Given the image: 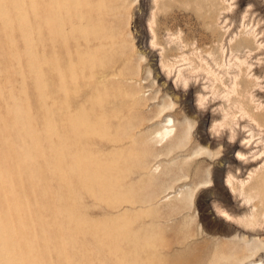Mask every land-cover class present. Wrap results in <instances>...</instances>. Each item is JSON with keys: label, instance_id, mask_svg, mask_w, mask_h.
<instances>
[{"label": "rangeland", "instance_id": "1", "mask_svg": "<svg viewBox=\"0 0 264 264\" xmlns=\"http://www.w3.org/2000/svg\"><path fill=\"white\" fill-rule=\"evenodd\" d=\"M75 1L48 31L43 0H0L11 253L28 240L24 264H264V116L239 110L264 115V0ZM241 36L250 81L227 94Z\"/></svg>", "mask_w": 264, "mask_h": 264}, {"label": "bare ground", "instance_id": "2", "mask_svg": "<svg viewBox=\"0 0 264 264\" xmlns=\"http://www.w3.org/2000/svg\"><path fill=\"white\" fill-rule=\"evenodd\" d=\"M71 1H74V2H76L75 0H69V1H67V0H43V8H42V11H43V14H42V16H41V21H42V23L46 26V28H47V30L48 31H51V29L53 30L55 27H57L58 28V8L59 7H67V3H70ZM25 2V1H24ZM5 6L4 5H2V4H0V23L2 24V26L3 27H5V26H7L8 25V21H9V17H8V15H7V11H6V8H4ZM215 7V6H214ZM219 7V6H218ZM225 9H227V8H225ZM252 12L253 11H251V12H249L250 14H252ZM246 14H247V10L242 14V16H241V21H242V25L244 26V18L246 17ZM246 19V18H245ZM248 22H249V20H248ZM248 22L246 23V25L248 24ZM257 24H258V22H257ZM228 31V30H227ZM226 31V32H227ZM260 31H262L261 29H260ZM259 31V32H260ZM225 32V33H226ZM261 33V32H260ZM210 35V34H209ZM255 36L256 35H254V32H253V38H255ZM232 40V38H230V40L229 41H231ZM220 41V40H219ZM252 41H254V39L252 40ZM252 44H251V40H250V38L248 37V36H241L239 39H237V40H235V42H233V44H230V57L232 58V59H234V62L232 63V62H230V61H228V65L229 64H231L232 66H229V67H227V70H226V73H231V72H229L230 70L233 72V74L231 75V78H230V85L229 86H227V89H228V92H227V94H229L231 91L232 92H234L235 91V89H236V87H238L239 85H241V87L243 88V89H247L248 88V82L250 81V80H248V79H246V78H240L239 80H238V73H236V70H235V68H237V71L238 72H244V71H246L247 69L249 70L250 69V67L252 66V64H248V66H247V68H242L241 67V65L243 64V63H245L246 61H247V57L248 56H250L251 54V50L253 49L252 47H250ZM240 46H244V47H248L249 48V50H247V52H249V53H244V55H245V57L244 58H241V57H239L238 55H236V54H234L233 53V51L235 50V49H237V48H239ZM255 47V46H254ZM197 48V47H196ZM195 48V49H196ZM250 48H252V49H250ZM192 50V49H191ZM197 50V49H196ZM194 51V50H193ZM207 54V53H206ZM209 55H210V53H208ZM182 55V54H181ZM181 55H179V56H181ZM183 59L182 60H184V59H186L187 60V57L184 55V53H183ZM186 58H185V57ZM201 58V60H205V58H203L202 56H200ZM213 60H215V59H213ZM215 62V61H214ZM216 64H217V62H215ZM172 64H170V66H171ZM174 65V64H173ZM220 67H222V65L220 66ZM198 67L195 65L194 67L192 66V68L189 70V73H191V72H196L198 69H197ZM199 68H201V67H199ZM231 68V69H230ZM201 69H203V68H201ZM204 69H206V68H204ZM234 69V70H233ZM259 69H261V68H256V71L257 70H259ZM179 70H181V69H178V71ZM212 69H210V68H207V72L208 73H210L209 71H211ZM206 71V70H205ZM181 74H182V76L181 77H183V79L184 80H186L187 79V77L188 76H185L184 74H183V72L181 71ZM180 75V74H179ZM184 75V76H183ZM256 79H258V76H256ZM174 96V95H173ZM175 97V96H174ZM239 110L242 112V114L244 115V114H247L248 116H249V118L251 119V120H253V121H255L258 117H263L264 115H260V114H257V113H254L252 110H249V109H247L246 107H244V105L243 106H241L240 108H239ZM3 114V113H2ZM242 115V116H243ZM262 120L261 121H259V123H258V125H262V126H264V117L263 118H261ZM166 122L165 123H170V119L169 118H167V120H165ZM261 122V123H260ZM181 124V123H180ZM164 126H166V124H164ZM68 128L72 131L73 129H75V121H74V119L72 118H69L68 119ZM163 129H161V131H157V137H158V139H157V141L159 142L162 138H163V136H167L168 135V132L169 131H171V132H173L172 130H173V128L171 129L170 128V130L168 129V128H166V127H162ZM175 128V127H174ZM170 133V132H169ZM155 134V135H156ZM63 136H61V138H62ZM63 139V138H62ZM163 139H165V137L163 138ZM157 142V143H158ZM160 143V142H159ZM22 145V144H21ZM21 148L22 147H20V150H21ZM207 151V150H206ZM192 154H194V153H192ZM199 154V153H198ZM175 159V158H174ZM158 167V166H157ZM262 178V177H261ZM0 180H2V182H5V184H8V181H7V179L6 178H3L2 177V173H1V171H0ZM227 181H229L230 182V180L229 179H227ZM207 182V181H206ZM203 184V183H202ZM204 184H206V183H204ZM241 184H242V182H241ZM208 187V186H207ZM257 189V188H256ZM181 190H179V192H180ZM178 192V193H179ZM179 194H181V193H179ZM194 194V193H193ZM3 203V202H2ZM2 215L3 216H5V214H4V212L2 213ZM256 216V215H255ZM252 219V218H251ZM20 216L18 215V213H17V221H18V226L20 227L21 225H20ZM256 220V219H255ZM253 221V220H252ZM22 222V221H21ZM9 220L7 221V220H3V218H2V216H0V264H24L27 260H28V258L26 259V260H22V258H21V255L23 254V255H27V250H29V248L27 247V242H28V240L27 241H24L23 243H22V246L19 244V246H18V255H16L17 254V252L15 253V254H12L11 253V249L12 248H10V246L8 245V243L6 242L7 241V235L10 233V227H9ZM247 225V224H246ZM255 226V225H254ZM21 228V227H20ZM26 238V237H25ZM22 247L21 249L19 248V247ZM253 255V254H252ZM248 258V257H247ZM250 261V260H249ZM262 263V262H261ZM50 264H52V263H50ZM256 264V263H255ZM258 264V263H257Z\"/></svg>", "mask_w": 264, "mask_h": 264}]
</instances>
